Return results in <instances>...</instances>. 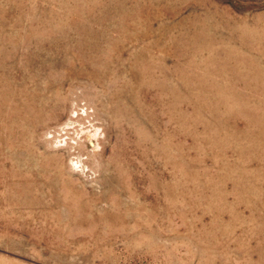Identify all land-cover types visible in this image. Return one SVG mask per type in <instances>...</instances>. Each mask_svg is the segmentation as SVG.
Returning <instances> with one entry per match:
<instances>
[{
    "label": "rangeland",
    "instance_id": "obj_1",
    "mask_svg": "<svg viewBox=\"0 0 264 264\" xmlns=\"http://www.w3.org/2000/svg\"><path fill=\"white\" fill-rule=\"evenodd\" d=\"M0 264H264V0H0Z\"/></svg>",
    "mask_w": 264,
    "mask_h": 264
}]
</instances>
